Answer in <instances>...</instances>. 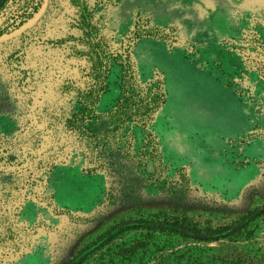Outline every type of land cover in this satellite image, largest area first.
<instances>
[{"label": "rangeland", "instance_id": "rangeland-1", "mask_svg": "<svg viewBox=\"0 0 264 264\" xmlns=\"http://www.w3.org/2000/svg\"><path fill=\"white\" fill-rule=\"evenodd\" d=\"M31 2L6 0L0 30ZM101 50L165 92L156 152L135 143L141 172L110 159L85 173L65 126ZM120 73L112 64L98 110ZM149 219L200 229L131 225ZM0 264H264V0H43L0 36Z\"/></svg>", "mask_w": 264, "mask_h": 264}, {"label": "trees", "instance_id": "trees-1", "mask_svg": "<svg viewBox=\"0 0 264 264\" xmlns=\"http://www.w3.org/2000/svg\"><path fill=\"white\" fill-rule=\"evenodd\" d=\"M5 2L6 0H0V8ZM42 3L43 0H32L31 9L27 12L24 11V15L16 17L6 29L0 30V36L9 34L27 24L40 10ZM88 46L92 50L95 43L90 42ZM101 52L98 56L90 55V59L97 69L94 75L95 81L97 80L96 85L78 93L79 107L71 110L70 115L65 119V126L74 130L78 139L83 141L88 160L93 162L82 168L85 173L91 174L102 170V163L109 162L110 159L112 164L116 161L118 166L123 164L124 167V162H127L133 166L132 168H137L141 172L144 169L141 165L144 160L143 148H136L135 143L137 138L142 143L151 140L152 145L148 154L153 156L156 152L157 142L148 127L154 113L165 101V92L156 80L143 84L131 70L130 65L126 66L127 62L123 64L118 61V56L106 55L103 50ZM112 64L118 65L121 72L118 95L110 107L98 110L99 94H102L107 88L106 79ZM243 224L247 223L238 221L229 226L215 228L214 231L209 232V235L226 236L230 234L227 229H240ZM131 225L147 229H168L187 236L199 232L200 229L192 222L184 223L183 219L167 220L165 223L151 219L139 220L132 222ZM109 240L110 238L97 243L96 248Z\"/></svg>", "mask_w": 264, "mask_h": 264}, {"label": "crops", "instance_id": "crops-1", "mask_svg": "<svg viewBox=\"0 0 264 264\" xmlns=\"http://www.w3.org/2000/svg\"><path fill=\"white\" fill-rule=\"evenodd\" d=\"M233 94V93H232ZM234 96V95H233Z\"/></svg>", "mask_w": 264, "mask_h": 264}]
</instances>
